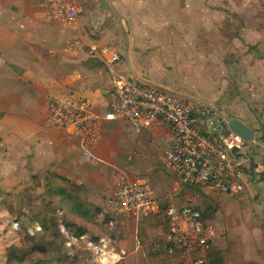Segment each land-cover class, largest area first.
<instances>
[{
  "label": "crops",
  "instance_id": "obj_1",
  "mask_svg": "<svg viewBox=\"0 0 264 264\" xmlns=\"http://www.w3.org/2000/svg\"><path fill=\"white\" fill-rule=\"evenodd\" d=\"M74 1L79 7V21L68 28L51 19L49 0H0V146L7 156L4 161L16 168V179H33L49 170L83 186L87 201L97 207L112 193L119 171L132 173L144 170L141 163H156L161 150L169 147L170 136L162 125L136 135L121 120L106 122L103 117L114 103L107 71L88 69L87 55L67 54L66 45L71 39L100 43L91 35H109L105 39L114 43L117 49L111 47L120 55L121 68L133 79L185 97L190 96L182 93L198 96L199 81L188 79L186 89L182 72L212 65L219 58L214 52L222 44H216L213 35L219 33L228 8L227 0ZM231 12L239 14V11ZM257 17L260 21V16ZM249 27L237 39L247 49L260 41V37L257 41L249 39L248 34L260 36L261 27ZM197 33L201 35L198 39ZM123 34L127 35V45L120 42L123 37H118ZM254 56L248 54L242 58L250 62ZM244 73L238 75L244 77ZM248 77H256L255 72H250ZM62 95L88 100L100 117L101 139L95 147L85 149L65 131L46 127L48 101ZM254 136L256 139V133ZM251 173L254 174L247 173V179ZM160 184V190L152 186L155 199L161 190L169 187L164 179ZM144 220L121 225L124 243L133 253L138 251V245L134 248L133 231L137 233L143 226L147 231L159 228L157 222ZM163 222L165 227L164 218Z\"/></svg>",
  "mask_w": 264,
  "mask_h": 264
},
{
  "label": "rangeland",
  "instance_id": "obj_2",
  "mask_svg": "<svg viewBox=\"0 0 264 264\" xmlns=\"http://www.w3.org/2000/svg\"><path fill=\"white\" fill-rule=\"evenodd\" d=\"M225 5L228 14L220 24L219 33L213 35L215 43L222 44L214 52L219 58L208 65L211 67L199 66L183 71L181 79L185 81L186 89L189 86L188 79L198 80L199 94L195 96L191 92L180 93L212 105L229 120H242L254 130L257 143L251 142L247 153L249 166L253 168L254 163H260L264 158V0H227ZM102 8L104 7L100 9ZM232 10L239 11V14L231 12ZM257 15L260 16V21ZM77 21L78 18L71 27ZM247 25L261 27L260 36L248 34L249 39L254 41L260 37V41L254 46L250 45L248 49L242 40H239L241 43L237 40ZM195 35L197 39L201 37L199 33ZM108 36L91 35L95 41L117 49L113 42L105 39ZM126 36L118 35L123 37L120 42L127 45ZM207 42L212 43L209 40ZM215 43L213 46H217ZM248 54H255V58L244 62L242 57ZM86 58L85 66L88 69L104 68L102 65H94ZM242 71H245L244 77L239 76ZM252 71L256 77L250 79L248 76ZM3 148L0 146V264H37L49 256H64L57 231L58 223L64 215L52 196L44 193V175L49 170L38 173L34 179L22 177L18 180L14 171L16 168L11 162L4 161L7 156L4 155ZM163 151L164 149L156 163H141L145 166L144 170H134L132 173L147 175L153 188L155 185L158 190L161 179L169 183L168 189L161 190L159 198H156L163 207L189 204L206 213V219L214 224L216 230L210 264H264V170L259 174H249L250 179H247L244 193L239 198H231L203 187L178 186L175 176L167 173L160 164ZM5 167L10 169L5 170ZM104 200L105 198L101 206H93L98 211L93 222L86 227L91 235H111L118 245L129 252L127 259L120 264H175L163 250L162 233L165 234L166 228L162 215L144 220L157 222L159 228L147 231V227L143 226L137 233L133 231L134 248L138 245V251L133 253L124 243L126 239L122 226L118 223L114 228H108L102 208ZM16 224L18 227H15ZM36 224L41 226L43 232L31 236L28 231ZM52 243V252L48 254L49 250L46 248ZM9 254L24 257L25 261L17 262ZM63 260L65 263L62 264H80L67 258Z\"/></svg>",
  "mask_w": 264,
  "mask_h": 264
},
{
  "label": "built area",
  "instance_id": "obj_3",
  "mask_svg": "<svg viewBox=\"0 0 264 264\" xmlns=\"http://www.w3.org/2000/svg\"><path fill=\"white\" fill-rule=\"evenodd\" d=\"M48 12L53 21L71 27L76 23L79 7L74 0H49ZM64 52H84L107 71L114 103L103 117L106 122L121 120L136 135L158 125L168 129L170 145L163 151L160 164L175 176L178 186L200 185L239 198L247 184V173L264 170V158L250 168L247 153L251 143L230 131L229 119L212 105L133 79L121 68L119 53L109 45L73 39ZM46 127L65 131L85 149L95 147L101 139L100 117L91 103L71 95L49 99ZM103 210L112 218L108 228L162 215L166 228L162 244L167 257L175 264L210 262L216 238L214 224L193 205L163 207L154 198L147 175L119 171ZM60 231L65 238L64 249L88 253L90 264H120L129 256L111 235L93 241L86 235L70 234L62 223ZM28 232L33 236L42 228L36 224Z\"/></svg>",
  "mask_w": 264,
  "mask_h": 264
},
{
  "label": "trees",
  "instance_id": "obj_4",
  "mask_svg": "<svg viewBox=\"0 0 264 264\" xmlns=\"http://www.w3.org/2000/svg\"><path fill=\"white\" fill-rule=\"evenodd\" d=\"M91 63H95L97 66H101L102 64L89 59ZM94 64V65H95ZM34 179V178H33ZM36 179V178H35ZM190 188H197L202 187L200 185H193L188 186ZM205 188V187H203ZM207 189V188H206ZM44 193L46 195L52 196L53 200L56 205L59 206V208L62 210L64 218L61 219V221L58 223V235L60 238L61 245L64 244L65 238L63 234L60 231V223L64 225V227L67 229V231L74 235V236H82L86 235L91 240L95 241L98 240L100 237L106 236L104 235H91L88 232L87 225L93 222L95 213L98 211V208L93 207L86 199L85 196V190L83 186L76 185L70 181H68L65 178H62L54 173L46 172L44 175ZM210 208V207H209ZM198 211H200L202 217L206 219V213L201 211L199 208H196ZM105 219L107 221L106 224H108L109 220L112 218L109 215L105 214ZM105 221V222H106ZM118 225V224H117ZM43 232V231H42ZM41 232V233H42ZM38 233L35 236L41 234ZM53 243L46 248L48 254L52 252ZM45 250V251H46ZM65 255L59 256V254L55 257H48L47 259L37 263V264H62V262L65 263L63 259L67 258L72 261H76L80 264H90L91 259L88 255V253L80 252V251H66L63 247ZM212 252V251H211ZM210 252V257L211 253ZM63 253V254H64ZM47 254V253H46ZM52 255V254H50ZM9 257L12 259H15L17 262H24L25 260L23 258H18L16 255H10ZM8 261V259H7ZM15 262V261H13ZM210 264V262H209Z\"/></svg>",
  "mask_w": 264,
  "mask_h": 264
},
{
  "label": "water",
  "instance_id": "obj_5",
  "mask_svg": "<svg viewBox=\"0 0 264 264\" xmlns=\"http://www.w3.org/2000/svg\"><path fill=\"white\" fill-rule=\"evenodd\" d=\"M230 131L241 137L245 142L251 143L255 140L254 132L245 124L236 119L228 121Z\"/></svg>",
  "mask_w": 264,
  "mask_h": 264
}]
</instances>
